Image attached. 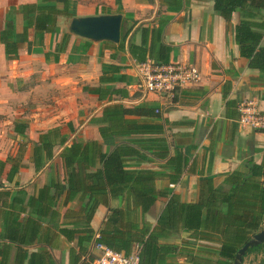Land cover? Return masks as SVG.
Listing matches in <instances>:
<instances>
[{
    "label": "crops",
    "instance_id": "0c3cea01",
    "mask_svg": "<svg viewBox=\"0 0 264 264\" xmlns=\"http://www.w3.org/2000/svg\"><path fill=\"white\" fill-rule=\"evenodd\" d=\"M37 1L0 0V36L8 18L21 14L23 5ZM214 1L68 0V11L72 17L120 14V29L126 31L131 28L122 50L110 42L94 43L70 35L66 26L72 17L58 18L57 31L45 33L41 43H37L30 31L27 42L18 49L16 59L6 58L0 39V161L18 155V145L26 143L22 165L13 181H6L9 169L6 165L0 183L10 191L11 196L20 189L26 192V196L34 195L50 177L64 186L50 208L53 211L51 222L44 220L42 225L44 232L50 234L49 242H38L29 247L28 252L44 247L56 264H90V258L95 257L94 237L86 244V252L79 254V234L71 233V230L80 229L84 224L85 212L82 211L83 202L77 198L63 203L66 184L62 161L58 157L60 150L55 151L54 158L44 168L35 172L31 146L37 141L39 133L55 127H60L68 143L72 140L101 143L98 126L90 123V119L99 117L102 108L108 104L158 109V115L165 121L164 133L160 136L166 140L168 147L165 157L143 151L145 160L132 158L129 164L131 169L156 173L154 187L163 195L147 215L151 227L170 195H175L184 203H195L202 180L210 179L215 187L227 189L223 184L227 173L241 170L243 163L250 159L256 164L262 161L264 131L241 128L237 105L243 99H251L264 113V74L248 67V61L239 55L234 39L238 22L250 18L256 10L248 7L237 9L226 22L214 11ZM61 2L56 1L59 8ZM256 13L251 20L264 22V7ZM142 27H160L161 43L170 49L167 64L192 66L197 69L199 80L177 91L171 98L143 92L139 88L137 74L140 63L128 52L129 43L140 44L139 29ZM63 34L70 37L65 49L60 52ZM102 65H112L117 70L107 75L112 77V82L100 85ZM98 86L107 90L101 100L96 94L86 91ZM42 93L44 96L70 95L68 98L75 93L82 99L74 101L75 106L67 112L55 110L49 113L50 117L36 119L34 110L37 108L34 109L33 105L39 104V96L36 95ZM32 98H37V101L32 102ZM155 137L158 136H121L111 139V145H103V150L108 151L116 142L130 138ZM151 148L153 153L158 152L153 149V143ZM11 196L6 198L5 203L10 202ZM120 205L121 199L109 201L110 207ZM8 209L0 204V233L4 212ZM107 213L105 205L100 204L95 209L89 222L94 236L101 229ZM24 216L26 214L21 213L20 217ZM59 229L69 230L70 238L60 234ZM184 236L161 239V243L175 246L178 251L192 252L196 257L189 264H208V257L211 260L215 258L218 244ZM134 251H139L138 247L131 250ZM13 256L11 250L7 264H12ZM169 256L167 258L172 264H187L183 257L176 258L174 253ZM245 260L247 264H261L264 248L246 255L242 264H246Z\"/></svg>",
    "mask_w": 264,
    "mask_h": 264
},
{
    "label": "trees",
    "instance_id": "16d2710c",
    "mask_svg": "<svg viewBox=\"0 0 264 264\" xmlns=\"http://www.w3.org/2000/svg\"><path fill=\"white\" fill-rule=\"evenodd\" d=\"M56 1L38 0L35 4L23 5L21 14L6 20L0 39L7 59L17 58L18 49L27 42L30 31L37 43H41L45 33L57 31L58 18L72 17L68 11V0H62L61 8ZM213 7L228 22L237 9L248 7L260 12L264 0H250L249 3L248 0H215ZM256 11L250 14V18L238 22L234 39L239 55L248 61V67L264 74V22L255 23L251 20L255 18ZM130 30L120 29L119 42L116 44L118 49L124 48ZM139 30L140 44H128L130 55L140 64L153 60L158 65H166L170 49L161 43L162 29L142 27ZM69 37V34H63L60 52L65 49ZM101 67L100 85L112 82V77L107 75L117 69L112 65ZM86 91L96 94L101 100L107 90L98 86ZM154 110L145 106H104L99 117L90 119V123L98 126L101 143L94 140H72L68 143L60 127L41 132L31 146L33 168L35 172L41 170L54 158L55 151L60 150L58 157L62 161L66 184L63 203L77 198L83 202L82 211L85 212V222L81 228L71 230V233L79 234V254L86 252V244L94 237L89 222L97 206L102 204L108 207V213L97 233L96 242L125 254H129L136 246L140 264H172L167 258L172 253L176 258L183 257L189 264L196 257L192 252L178 251L175 246L161 243V239L183 238L184 235L218 244L215 258L206 259L208 264L211 261L213 264H232L236 252L264 224V156L259 164L250 159L243 163L241 170L227 173L223 178L227 189L215 187L210 179L202 180L195 203H184L175 195H170L155 225L151 227L147 215L156 200L163 195L154 187L156 173L131 169L129 164L132 158L145 160L143 151L157 157H165L168 151L166 140L160 137L164 133L165 121ZM141 135L158 137L130 138L116 142L108 151L103 150V145H111V139ZM151 143L158 152L153 153ZM25 150L26 143L19 144L18 155L0 161V177L6 165H9L6 181H13L22 165ZM63 188L59 180L50 177L34 195L26 196V192L20 189L11 196L10 191L0 183V204L9 208L4 212L0 233V264H7L11 250L14 255L12 264H56L46 248H37L33 252H28V248L41 241L49 242L50 234L44 232L42 225L44 220L51 222L53 211L50 208ZM9 196L10 202L7 204L5 200ZM110 199H121V205L110 207ZM21 213L26 216L20 217ZM57 231L68 238L71 236L69 230ZM263 248L264 244L249 248L245 256ZM261 264H264V260Z\"/></svg>",
    "mask_w": 264,
    "mask_h": 264
},
{
    "label": "built area",
    "instance_id": "2783aa9c",
    "mask_svg": "<svg viewBox=\"0 0 264 264\" xmlns=\"http://www.w3.org/2000/svg\"><path fill=\"white\" fill-rule=\"evenodd\" d=\"M139 88L143 92L157 94L171 98L174 94L199 80L196 68L180 63L158 65L154 62L141 63L137 67ZM239 113L238 124L241 128H251L264 131V113L261 112L255 101L243 99L237 105ZM156 114L159 113L155 109ZM94 236L93 249L95 257L90 264H140L138 251L125 254L114 251L101 243L96 242Z\"/></svg>",
    "mask_w": 264,
    "mask_h": 264
},
{
    "label": "water",
    "instance_id": "95a60500",
    "mask_svg": "<svg viewBox=\"0 0 264 264\" xmlns=\"http://www.w3.org/2000/svg\"><path fill=\"white\" fill-rule=\"evenodd\" d=\"M120 26V14H103L72 17L67 22L66 29L70 35L90 42H110L112 44H117L120 38ZM262 244H264V224L262 228L236 252L232 264H242L248 249Z\"/></svg>",
    "mask_w": 264,
    "mask_h": 264
},
{
    "label": "rangeland",
    "instance_id": "374dc122",
    "mask_svg": "<svg viewBox=\"0 0 264 264\" xmlns=\"http://www.w3.org/2000/svg\"><path fill=\"white\" fill-rule=\"evenodd\" d=\"M39 96V104H34L33 108L35 113L36 119H43L44 117H50L49 113L54 112L55 110L58 111H65L70 110L73 106H75L74 101H81V97L77 94H72L70 98H68L70 95H63L62 97L59 95H45L42 93V95H36ZM75 99V100H74ZM32 102H36L37 98H32ZM35 100V101H34ZM48 113V114H47ZM32 114V113H31ZM245 263L247 264V260H245Z\"/></svg>",
    "mask_w": 264,
    "mask_h": 264
}]
</instances>
